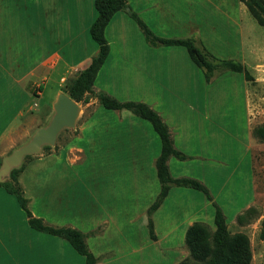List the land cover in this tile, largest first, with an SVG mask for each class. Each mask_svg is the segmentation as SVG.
<instances>
[{"label": "crops", "instance_id": "crops-1", "mask_svg": "<svg viewBox=\"0 0 264 264\" xmlns=\"http://www.w3.org/2000/svg\"><path fill=\"white\" fill-rule=\"evenodd\" d=\"M165 2L127 0V7L114 14L105 30L110 54L98 72L94 90L105 91L122 101L150 104L169 125L175 146L192 156L187 160L176 158L177 161L171 157L168 164L170 171L171 165L175 168L172 175L195 176L211 191L210 180L215 182L218 193L227 196L228 203L236 204L235 195L242 197L238 205V211H242L250 206L255 195L252 179L255 117L246 78L242 83V99L239 98L244 105L243 110L240 109L242 118L236 115L232 98L223 111H212L221 115L220 118L213 119L212 113L205 111L206 122L202 123L200 105L188 101L180 92L181 85L197 88L198 79L191 76V68L188 71L191 61L156 60L154 50L162 46L150 45L130 16V11H135L147 23L150 20L165 23ZM220 4L232 15L236 25L235 0H221ZM96 17L95 0H0V159L16 148L23 134H31L49 123L59 94H68L67 85L90 65L99 50L90 33ZM190 24L191 33L200 32L195 21ZM237 30L236 35L243 42ZM185 37H195L202 44L197 35ZM178 52L183 55V51ZM205 83L209 82L205 79ZM166 94L176 99L171 112L158 108L160 103H165ZM87 105H93L94 111L78 126L74 138L84 144L74 143L62 147L59 153L41 155L28 162L18 176L25 196L26 182L32 184L33 194L26 197L33 203L31 208L29 206L33 215L51 225L73 226L67 222L68 211L75 202L77 189L68 186L73 175L70 168L87 158L86 149L96 138L103 149L100 163L114 157L118 164L131 163L135 175H143L147 167L154 170L158 178L155 162L161 152V140L151 123L127 109L102 110L96 97H92ZM168 106L170 108L171 103ZM203 125L205 130L202 132ZM96 126L97 136L91 134ZM222 126L232 133L227 139L230 153L235 155L231 164L230 159L222 155L225 142L219 137ZM191 190L196 189L172 187L158 208L170 206L168 216L176 209H183L186 218L181 221L173 218V222L174 228L185 233L193 223L192 219L198 216L206 217L203 218L206 222L214 219V209L209 208L212 202L205 194L202 197ZM198 205L197 210L201 212L187 222L188 213ZM94 230L87 231V237L95 233L90 232ZM74 250L65 238L33 229L16 197L0 185V264H79Z\"/></svg>", "mask_w": 264, "mask_h": 264}, {"label": "rangeland", "instance_id": "rangeland-1", "mask_svg": "<svg viewBox=\"0 0 264 264\" xmlns=\"http://www.w3.org/2000/svg\"><path fill=\"white\" fill-rule=\"evenodd\" d=\"M165 1L166 22L158 24L157 20H154L153 23L151 20L149 23L145 21L157 35L163 37L197 35L208 51L219 58L235 59L241 62L250 75L246 81L255 117L252 127V179L255 195H253L249 207L238 211V205L242 200L241 196H234L236 204L228 203L227 196L218 193L216 183L211 180L213 192L210 191L226 215L231 235L242 234L248 238L251 249L249 264H264V26L257 22L241 0H235L236 25L232 15L222 8L221 0ZM190 21H195L198 24L199 33H191ZM236 28L243 42L236 35ZM171 47H177L175 48L177 50ZM154 51L155 59L158 61L171 59L191 61L188 71L191 68V76L198 79L197 88L192 89L189 84L181 85L180 92H183V96L188 101L200 105L202 114L199 118L202 123L206 122L203 115L205 111L211 112L213 119L220 118L221 115L218 116L217 112L212 111L216 109L223 111L232 98L235 101L234 108L237 109L236 115L242 118L243 112L240 109L243 110L244 105L239 102V98L242 99L243 96L242 83L245 77L243 73L233 71L216 73L214 80L206 84L204 72L192 64L185 47L162 46L155 48ZM178 51H183V55ZM165 99V103L162 105L160 103L158 108H164L167 112H171L176 99L168 94ZM78 103L81 110L75 126L64 128L58 134L53 145L45 144L38 153L26 155L20 165L13 167L11 171L20 169L21 166L24 168L28 162L41 155H47L54 151L59 153L62 147H69L74 143L84 144V141H74V138L78 134V126L94 111V106L87 105L82 101ZM169 103H171L170 108ZM99 107L102 110L105 109L102 105ZM96 114L98 115V113ZM97 117L95 125L98 123ZM204 126L201 128L202 132L205 130ZM237 128L242 127L238 126ZM223 131H227V129L222 126V129H219V137L221 136L225 141L222 146V155L226 159H230L231 164L235 160V155L230 153L227 139L232 133ZM33 133L23 134L16 148L29 141ZM91 134L97 136V126L93 128ZM238 145L239 142L236 139L235 146ZM86 150L87 158L70 168V173L73 175L68 186H75L77 192L75 202L69 208L67 222L84 232L95 229L90 231L95 233H91L86 240L90 250L96 256L99 255L97 258L98 261H102L100 264H202L190 255L185 244L186 233L174 228L173 218H177V221L186 218L183 209L174 210L171 216H168L169 210H171L170 206L158 209L152 216L154 237L150 234L147 210L156 199L160 189V182L155 176L154 170L146 167L143 175H135L131 163L118 164L117 159L116 164L114 157L108 162L100 163V160L103 159V149L100 148L97 138L95 142L88 145ZM173 160L177 161L176 158ZM2 161L3 158L0 159V167ZM171 168V172L174 174L175 168L172 165ZM11 171L6 176V181L11 179ZM26 185V194H33L32 184L26 182ZM191 191L204 196V193L198 190ZM78 197L81 198L80 201ZM29 206L31 208L33 203H29ZM199 207L200 205L196 206L192 212L188 213L187 222L191 217H195L201 212V210H197ZM209 208L210 210L214 209L212 203ZM202 216L192 219L193 222H206L203 219L206 217ZM60 222L62 224L63 221ZM206 223L210 226L211 231L215 230L213 218L208 219ZM97 233L102 235L97 237ZM74 254L76 263L79 261V264H85L86 260L83 255L76 250H74Z\"/></svg>", "mask_w": 264, "mask_h": 264}, {"label": "trees", "instance_id": "trees-1", "mask_svg": "<svg viewBox=\"0 0 264 264\" xmlns=\"http://www.w3.org/2000/svg\"><path fill=\"white\" fill-rule=\"evenodd\" d=\"M257 22L264 26V0H241ZM97 17L90 28L92 38L98 44L99 50L93 57L90 65L82 70L75 80L66 87V92L75 101L87 103L96 97L100 105L106 109H127L136 116L148 120L161 140V152L156 159L155 166L160 182V191L149 206L148 227L154 237L152 220L153 214L158 210L172 187H186L196 189L205 194L214 206L215 230L204 221L193 222L186 230L185 244L190 255L202 264H249L251 249L249 240L242 234L231 235L226 215L214 200L209 187L200 179L192 176L175 177L172 175L168 161L171 157L187 160L192 156L178 149L173 141L169 125L161 114L150 104L143 101H122L105 91L96 92L94 84L99 70L110 54V44L106 37V27L114 14L127 7V0H95ZM130 16L141 28L145 39L152 46H183L188 51L193 62L203 70L205 78L211 82L216 73L233 71L243 73L246 79L250 75L244 65L235 59H222L208 51L195 37H163L157 35L145 20L135 11H130ZM20 169L11 171V179L0 182L6 190L13 194L20 206L25 210L29 225L40 232L60 236L68 240L73 248L85 257L86 264H96L97 256L90 250L87 243L88 233L73 227L48 224L43 218L33 215L29 208V199L18 180Z\"/></svg>", "mask_w": 264, "mask_h": 264}, {"label": "water", "instance_id": "water-1", "mask_svg": "<svg viewBox=\"0 0 264 264\" xmlns=\"http://www.w3.org/2000/svg\"><path fill=\"white\" fill-rule=\"evenodd\" d=\"M80 110L81 106L77 101L66 93H60L54 103L55 112L49 123L38 128L25 144L4 156L0 167V182L6 181L11 169L20 165L26 155L38 153L45 144L53 145L64 128L74 127Z\"/></svg>", "mask_w": 264, "mask_h": 264}]
</instances>
